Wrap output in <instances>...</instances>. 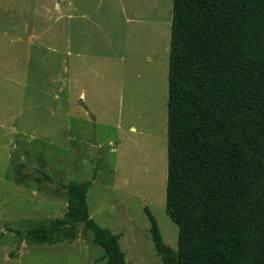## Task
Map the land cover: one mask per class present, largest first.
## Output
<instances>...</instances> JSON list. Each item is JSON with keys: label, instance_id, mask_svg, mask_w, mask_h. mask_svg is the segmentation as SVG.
I'll return each mask as SVG.
<instances>
[{"label": "rangeland", "instance_id": "1", "mask_svg": "<svg viewBox=\"0 0 264 264\" xmlns=\"http://www.w3.org/2000/svg\"><path fill=\"white\" fill-rule=\"evenodd\" d=\"M172 8L0 0V264H107L83 224L73 242L24 240L63 218L66 186L85 181L91 218L120 235L129 264H163L146 207L177 252L166 213Z\"/></svg>", "mask_w": 264, "mask_h": 264}, {"label": "trees", "instance_id": "2", "mask_svg": "<svg viewBox=\"0 0 264 264\" xmlns=\"http://www.w3.org/2000/svg\"><path fill=\"white\" fill-rule=\"evenodd\" d=\"M171 28L166 213L179 239L174 253L146 207L157 256L264 264V0H173ZM91 185L68 184L65 216L24 240L73 242L83 224L107 264H129L120 235L91 218Z\"/></svg>", "mask_w": 264, "mask_h": 264}]
</instances>
